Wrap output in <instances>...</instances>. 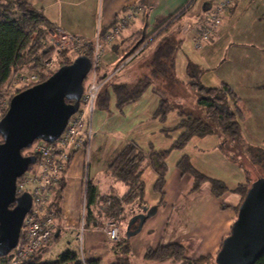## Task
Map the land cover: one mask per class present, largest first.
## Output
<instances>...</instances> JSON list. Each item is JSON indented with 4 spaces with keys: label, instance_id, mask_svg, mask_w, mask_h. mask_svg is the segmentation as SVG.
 <instances>
[{
    "label": "crops",
    "instance_id": "crops-1",
    "mask_svg": "<svg viewBox=\"0 0 264 264\" xmlns=\"http://www.w3.org/2000/svg\"><path fill=\"white\" fill-rule=\"evenodd\" d=\"M26 1L40 12L52 28L59 27L65 32L89 41H93L97 33L107 31L119 16L128 13L131 8L140 7L139 11L134 13L130 22L123 29L118 43L107 48L103 53L100 75L108 77L112 75L114 70H117L116 65L119 64L118 62L122 56L137 45L138 42L134 43V45L133 42L137 37L141 36L140 33L142 37L152 34L159 23L177 12L181 13H178L179 16L177 14L173 17L174 19L178 16L169 22L171 25L161 35L173 37L176 42H179L180 40L177 41V38L185 31V28H188L187 25H192L191 39L193 42L201 24L208 18L218 0H204L200 5V9L196 11V20L194 22H192L191 15H188V13L192 10L196 0H193L189 5V0ZM255 10L260 14L262 13V17L264 16V0H235L223 12L220 24L211 39L208 42H204L200 49H196L193 44V47L197 50L198 57H192L187 61L189 63L187 67L188 80L194 78L196 73H199L200 75L197 79L204 86H219L222 83L229 85L224 77H218L220 74L217 71H212L213 67L206 68L205 60L210 56L221 55L223 46L234 45V50L229 54L227 61H225V56L222 59L210 57L212 65L217 66V69L220 70L223 63L232 62L236 67L239 65L241 74L244 77V83L248 86L252 95L250 97L251 102L253 101L255 104V101H257V103L264 104L260 97L257 98L258 95L264 94V20L254 16L253 12ZM239 24L250 27L247 35H242L239 32ZM162 30L163 28L151 35V38L146 40L133 54L120 63V65L126 67L132 62L129 74L124 75L122 83L132 84L143 73H147L144 71L136 75V71L131 69L137 63L138 58L146 53L148 49L152 50L155 47L154 44L161 36H157V34ZM236 31L238 32L237 34H235ZM254 31L258 33H254ZM178 46H180V43ZM257 46L262 49L259 50ZM250 55L255 56V58ZM125 67L120 71L125 69ZM208 69L210 74H208ZM204 72L207 78L204 77ZM156 84L149 85L137 99L129 101L122 106L123 109L126 108L125 111L132 112L134 108H131L130 105H135L139 111L134 119L142 123L143 120L147 122L140 129L138 138L129 137L126 130L125 132L120 131L123 136L114 141V149L109 155L108 162L104 168L94 166L93 170H88L87 175L85 168L83 174L86 153L80 149L73 155L65 172V185L58 205L59 215L56 220L58 232L54 241L40 252L41 260L53 259L66 249L76 250L78 255H80L77 228L82 215L85 216L87 224V229L82 235V256L84 260H96L98 264H113L117 261V258L123 257L122 252L119 251L120 246L118 248L116 243L108 240L101 229V224L111 218L101 198L115 196L120 199L128 191L127 185L114 178L108 170V164L126 143L136 144L145 155V160L141 164L144 192L140 201L135 200L124 204L123 211L119 216L123 218L127 216L130 219L133 214L140 212L144 206H157L155 214L147 218L140 231L131 237L126 238L124 235L126 225L123 230H121L120 226V237L127 239L125 244L129 247L126 256L128 263L185 264L173 260L149 261L143 258L148 247L155 248L158 245L170 243H180L184 247V256L188 260L215 255L219 250L222 240L230 232L231 225L236 217L237 208L242 200L241 194L235 189L240 185L247 184L248 172H246L244 167L220 151V139L216 134L203 137L193 136L184 147L193 139L208 141V143H205L206 147L196 152L197 154H186L181 151L182 148L172 149L165 157L166 173L161 193L156 191L154 186L158 175L152 165V161L148 157V152L151 149L156 151L168 149L178 137V131H171L169 134H165L162 131L164 126L173 127L177 124L178 121L172 124L167 123L168 120L176 121L174 117L169 118L174 111H170V114L166 115L163 122L154 116L160 99ZM111 87L112 85L106 89L110 90ZM111 102L112 104L115 103L116 106V98L115 101L110 100ZM253 106L255 110H258L256 104ZM121 108L116 106L115 110L119 112ZM97 109L98 116L94 119L96 123H93L92 118L90 123L92 131L90 138L91 147L97 139L96 137L101 136L105 132L102 129L103 124L100 123L103 117H106L102 112L106 111L101 108ZM95 111L96 109H94L92 117ZM122 111L124 113V110ZM122 111H120L121 114ZM152 138L157 139L159 144H155ZM98 146L99 143L96 140L93 148ZM183 155L188 157L190 164L197 172L208 179L221 181L227 190L220 195H215L209 180L203 181L194 189V177L189 173L182 174L177 167V163ZM97 163L95 161V164ZM84 177L85 179L87 177L96 186L97 190L96 200L91 205L90 211L86 209L85 201L83 202ZM148 184V189L151 193L150 201L146 194ZM61 235L63 239L58 241Z\"/></svg>",
    "mask_w": 264,
    "mask_h": 264
},
{
    "label": "trees",
    "instance_id": "trees-1",
    "mask_svg": "<svg viewBox=\"0 0 264 264\" xmlns=\"http://www.w3.org/2000/svg\"><path fill=\"white\" fill-rule=\"evenodd\" d=\"M175 15H171L159 23L152 34L154 35L155 32L162 28L163 30L157 36L161 35L163 31L165 32L171 25L169 22L178 17L176 16L173 19ZM50 28L52 27L46 19L26 0H0V88L9 82L13 72L17 68L39 72V63L49 52V50L45 49L43 41H48L47 30ZM149 38H151L150 34L143 37L141 34L140 37H137L133 42V45L138 42L137 45L129 49L119 60V63L133 54ZM178 47L173 37L162 36L148 62L146 74L137 78L132 84H114L109 80L100 87L94 100V109L101 108L107 110L110 94L106 88L112 85L111 91L115 95L116 106L121 108L125 103L137 99L151 84L157 83V90H162V87L164 88L166 93L164 94L162 90L163 93L160 94L158 107L154 116L163 122L170 111L177 110L179 119L175 126H164L162 129L165 134H169L171 131H178V137L173 141L170 148L159 151L151 149L148 152V157L152 161V165L158 175L154 188L159 193H161L166 173L165 157L172 149L183 148L191 137H203L210 134L224 135L221 147L235 141L238 142L239 146L240 142H242L238 137L239 124L242 118L241 111L237 105L238 97L226 83L210 87L200 84L197 78H191L190 85L196 90V104L201 108L202 115L194 114L195 112L186 111L180 108V106H175L166 98V94L168 96L174 95L176 91L175 84L177 85V82L175 78L174 55ZM84 55L90 58V54ZM69 62L68 60L63 64ZM45 74L40 73L39 82L47 78L44 76ZM23 89L20 88L17 92ZM83 89H85L84 83ZM245 146L244 153L246 154L244 155L250 160L251 164L264 168V148L248 144ZM24 150L21 151L22 154H25ZM144 160L145 155L136 144L126 143L108 164V170L111 175L128 187V191L120 199L115 196L101 198L105 204L104 207H106L107 213L111 217H114V219H117L116 217L123 211L124 204L142 199L144 181L141 178V164ZM177 167L182 174L189 173L194 177V189L203 181L209 180L215 195H220L227 190L221 181L208 179L197 172L190 164L186 155L180 158ZM64 185L65 174L53 188L50 202L48 203L49 210L54 211L57 216L59 215L58 205ZM249 186L248 180L247 184L240 185L235 190L243 198ZM84 195L86 209L90 211L91 205L96 200L97 190L96 186L88 178L84 180ZM108 200H110V204L106 205ZM126 242L127 239L125 237H120V240L116 242V247L118 246L119 248L120 246L119 251L122 252L123 257L117 258V261L113 264H130L126 258L129 251V247L125 244ZM43 249L41 248L20 264H98L96 260L82 261L77 251L72 249L62 251L53 259L41 260L40 252ZM143 258L149 261L173 260L185 264H216L214 261L215 255L202 256L196 260L186 259L184 247L180 243L158 245L155 248L148 247L145 250ZM253 264H264V252Z\"/></svg>",
    "mask_w": 264,
    "mask_h": 264
},
{
    "label": "water",
    "instance_id": "water-1",
    "mask_svg": "<svg viewBox=\"0 0 264 264\" xmlns=\"http://www.w3.org/2000/svg\"><path fill=\"white\" fill-rule=\"evenodd\" d=\"M91 66L84 54L59 66L43 81L15 93L0 119V255L18 242L22 221L31 206L30 194L15 195L16 180L34 164L22 150L35 140L52 142L79 106L83 81ZM69 101V102H68ZM157 206L142 207L126 224V238L136 234ZM264 252V176L247 188L229 234L215 254L216 264H253Z\"/></svg>",
    "mask_w": 264,
    "mask_h": 264
},
{
    "label": "built area",
    "instance_id": "built-area-1",
    "mask_svg": "<svg viewBox=\"0 0 264 264\" xmlns=\"http://www.w3.org/2000/svg\"><path fill=\"white\" fill-rule=\"evenodd\" d=\"M192 2L193 0H189L188 5ZM234 2L235 0H218L215 3L210 15L201 24L200 30L194 38L196 49H200L204 42L211 39L220 24L223 12ZM139 9L140 7L131 8L128 13L119 16L107 31L97 33L93 41L79 38L59 27L47 30L48 44L45 49L55 48L58 51L59 44L72 45L74 50H80L83 54H90L91 66L87 74L90 77V83L87 89H83L78 109L69 117L60 136L52 142L35 140L24 154L34 155L36 160L29 170L17 178L15 195L29 193L31 206L23 218L17 244L7 254L0 255V264H20L54 241L58 232L57 215L48 208L52 190L65 174L75 152L82 149L86 153L88 150L92 135L90 123L95 97L100 87L112 78V75L108 77L98 75L103 64V53L107 48L118 43L123 29ZM52 64L53 58L51 56L45 57L40 61L38 71L40 73L51 72ZM39 72L21 68H17L13 72L9 82L0 88V119L8 109L11 97L17 93L18 89H25L39 82ZM84 201L85 195L83 196ZM109 204L110 200L107 201L106 205ZM77 229L79 258L84 261L82 235L87 229L84 215L81 216ZM101 229L111 242L116 243L120 240V223L117 219L106 220L101 224Z\"/></svg>",
    "mask_w": 264,
    "mask_h": 264
},
{
    "label": "rangeland",
    "instance_id": "rangeland-1",
    "mask_svg": "<svg viewBox=\"0 0 264 264\" xmlns=\"http://www.w3.org/2000/svg\"><path fill=\"white\" fill-rule=\"evenodd\" d=\"M203 2L204 0H196L195 5H193L192 10L188 13V15H191L192 22L196 20V11L200 9V5ZM253 14L256 18L258 17L260 18V20H264V16L262 17V13L260 14L258 13V11L255 10ZM187 26L188 28H185V31H183L182 34L177 38V41L180 40L179 42H177V44L180 43V46L176 50V54H175V78L177 82V85L175 84L176 91L174 92V95L168 96L166 94L165 96L175 106H178V107L180 106V108L186 111L189 110V111L195 112L194 114L202 115L203 112H201L202 111L201 108L198 107L196 104V95H195L196 90H194L192 85H190L191 78L188 80L189 76L187 75V67L189 64L187 61L191 59L192 57L194 58L198 57L197 50L193 47L194 40L192 42V39H191L192 25L190 26L187 25ZM238 27H239V32L242 35L248 34V28H250L249 26L244 25V24H241V25L239 24ZM237 33L238 32L236 31L235 34ZM254 33H258V32L254 31ZM150 35H153V34H150ZM162 36L164 35L160 36V38L154 44L155 47L152 50L148 49L146 53H144L140 58L137 59L136 61L137 63L134 65L133 69H131V70L136 71V75L141 74L144 71L145 72L148 71V62L150 61V58L152 57V54L157 46L156 45L157 42L161 40ZM43 44L44 46H46L48 42L43 41ZM233 47L235 46L234 45H227L226 47L223 46L221 55L210 56V57L222 59L225 56L226 58L225 61H227L229 58V54L231 53V51L234 50ZM258 49L261 50L262 48L258 47ZM82 54L83 53L80 50H74V47L72 45L59 44L58 51H56L55 48L49 49V52L46 57L51 56L53 58V64L51 66V70H50L51 72H46L44 76L48 77L64 62L68 60L72 61L77 55H82ZM250 56L255 58V56L253 55H250ZM210 57H207L205 60L206 68L213 67L214 69L212 71H217L218 74H220L218 75V77L222 76L228 81L229 87L233 90V92L238 97L237 105L242 114V118L239 124L238 137L242 140L244 144L240 142L238 146V142L235 141V142L229 143L226 146L223 145L221 147V145L223 144L224 135L220 136L216 134L220 139V142H219L220 151L226 156L230 157L231 160H234L237 164H240L242 167H244V169L247 170L248 177H249L248 180H249V185H250L252 181H254L256 178L264 174V168H260V166L252 165L250 160L244 155L246 154L244 153V150L246 147L245 145L247 144L252 145V146H258V147L264 146V143H263L264 142V104L257 103V101H255V104L257 105V109H258V110H255L253 106L255 104L253 103V101L251 102L250 100V97H252L251 92L249 91L248 86L244 83V77L241 74L239 65L236 67L232 62L223 63L221 65V70H220V69H217V66L212 65ZM131 64L132 62L126 65V67L123 65H120V66L116 65L117 70L113 71L110 82L114 84H123L121 81H123L125 74H129V68ZM123 67H125V69L120 71ZM143 74H146V73H143ZM208 74H210L209 69H208ZM98 75H100V72ZM195 75L196 76H194V79L198 78L200 74L196 73ZM203 75L204 77L207 78V75L205 74V72L203 73ZM197 81L199 80L197 79ZM83 83H84V88L87 89L90 83L89 75L86 76ZM162 90L164 91V94H165L166 91L164 90L163 87H162ZM162 90H157L159 95L163 93ZM109 94H110L109 96L110 100L115 101V95L111 91V89L109 90ZM259 97L264 102V94H260L257 96V98ZM110 100L108 103V109L107 110L104 109V111L106 112H102V114H104V116L106 117H103V120L100 123V124H103L102 129L105 132L101 136L96 137L97 138L96 140L99 143L98 147L93 148L94 142L96 140L93 142V144L91 140L92 147L89 142L90 146L88 145V150L86 151L85 163H84L85 165L83 167V174L85 172V168H86V175L88 173V170L94 169V166H99L101 168H104V166L108 162L109 155L114 149V141L120 139L123 136V134H120V131L125 132L126 130L127 135L129 137L132 136V138H138L140 135V129H142L144 124L147 122L146 120H143V123H142L141 121L138 122L134 119L137 116L138 111H139L137 109L138 107L136 108L135 105H130L131 108H134L132 112L125 111L126 108L123 109L122 107L120 111L124 110V113L122 111V114H121L119 110H118L119 112L115 110L116 109L115 103L114 104H112V102L110 103ZM175 112L177 113V110H174V113L171 114L169 118L174 117L176 121L168 120L167 121L168 124L169 123L172 124L178 121L179 117L178 115H176ZM96 116H98V109H96V111L93 114V117H92L93 123H96L94 121ZM117 129L119 130L116 131ZM152 140L155 144H159V141L157 139L152 138ZM205 143H208V141L204 142V141H199V139H193L184 148H182L181 151L185 152L186 154L187 153L197 154L196 152H199L200 149H203L206 147ZM28 150H29V147L25 148L23 152L26 153ZM95 161L98 163L95 164ZM84 180H85V177H84ZM148 186L149 184L147 185V188H146V194L148 196V200L150 201L149 198H150L151 193L148 189ZM111 218H114V217H111ZM116 218L120 223L121 230H123L124 226L126 225V222L129 221V218H127V216L126 218H123L121 216H117ZM62 239L63 238L61 235L58 241H62ZM146 264H163V263H146ZM165 264H170V263H165ZM174 264H180V263H174Z\"/></svg>",
    "mask_w": 264,
    "mask_h": 264
}]
</instances>
